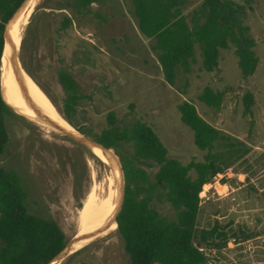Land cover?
<instances>
[{
	"label": "rangeland",
	"instance_id": "obj_1",
	"mask_svg": "<svg viewBox=\"0 0 264 264\" xmlns=\"http://www.w3.org/2000/svg\"><path fill=\"white\" fill-rule=\"evenodd\" d=\"M71 1L37 0L27 23L20 25L21 46L32 21L27 35L34 50V72L41 85L63 110L65 93L59 72H69L84 96L74 115L83 130L97 136L109 127L110 112L115 113L120 126L141 120L154 129L168 156L183 164L204 161L207 153L196 146L193 131L181 121L177 106L183 100L193 102L210 124L247 143L251 149L244 158L203 186L198 226L208 228L218 222L238 233V238H230L219 250L205 249L209 264H264V0H254L245 21L256 41L254 49L259 59L253 75L241 74L233 45L221 49L217 69L204 70L196 46L191 71L179 70L175 85L168 84L163 76L152 49L154 40L140 33L131 0H105L81 13L68 6ZM188 2L186 13L200 0ZM66 18L72 23L63 27ZM16 22L13 16L7 24L6 46ZM19 52L20 48L17 55ZM11 69L14 66L9 62L7 72ZM9 78L15 84L16 79L6 75L1 62L3 98L23 113L15 103L17 94ZM206 86L223 92L220 109L198 100ZM247 93L253 96L250 113L245 112ZM17 115L19 118H5L10 142L2 162L19 174L27 193L28 211L53 218L70 240L77 234L78 211L92 188L105 187L108 182L116 187L120 178L87 146ZM123 148H128L127 144ZM143 167L153 178L157 166ZM191 175L194 177L195 172ZM151 206L165 216H174L167 202L154 200ZM241 231L251 237L245 239ZM78 251L57 264H130L116 226Z\"/></svg>",
	"mask_w": 264,
	"mask_h": 264
},
{
	"label": "trees",
	"instance_id": "obj_2",
	"mask_svg": "<svg viewBox=\"0 0 264 264\" xmlns=\"http://www.w3.org/2000/svg\"><path fill=\"white\" fill-rule=\"evenodd\" d=\"M24 1L0 0V69L6 26ZM104 1L72 0L68 6L81 13ZM131 1L140 33L154 40L152 49L168 84L175 85L179 70L191 71L196 46L206 71L217 69L221 49L233 45L241 74L249 77L255 73L259 62L254 49L256 41L245 22L254 0H200L187 13L188 0ZM71 23L72 20L66 18L63 27ZM31 26L32 21L28 31ZM27 34L18 54L23 70L77 131L107 148L118 149L116 154L122 165L125 187L117 215V232L130 264H209L205 249L219 250L227 246L230 238H238L237 232L218 222L208 228L198 226L200 193L204 185L249 153L251 148L247 143L210 124L189 100H183L177 107L181 121L193 131L196 146L207 152L204 161L183 164L169 157L167 148L151 126L141 120L120 126L113 112L108 114L109 127L91 136L74 120L84 97L79 85L69 72H59L65 93L64 109H60L35 75L34 50ZM198 100L220 109L224 94L206 86ZM244 102L245 112L250 113L253 96L247 93ZM6 116L19 118L0 91V264H48L69 240L53 218L28 211L27 193L19 174L3 164L2 156L10 142ZM124 144L128 148H123ZM143 165L157 166L153 178ZM191 172H195L194 177ZM154 200L169 203L174 216L161 214L151 206ZM241 233L245 239L251 237V234Z\"/></svg>",
	"mask_w": 264,
	"mask_h": 264
},
{
	"label": "bare ground",
	"instance_id": "obj_3",
	"mask_svg": "<svg viewBox=\"0 0 264 264\" xmlns=\"http://www.w3.org/2000/svg\"><path fill=\"white\" fill-rule=\"evenodd\" d=\"M35 1L37 0H29L23 10L25 14L20 12L18 16H16L17 22L9 39L13 43V46L11 47L8 41L7 46L5 45L1 62L6 75H10L16 79L15 84L10 78L9 81L13 87L14 93L17 94L15 103L24 114L30 117H35L37 115L43 116L67 131L75 133L76 131L72 126L38 89L34 80L23 70L17 58V50L20 48V25H25L27 23ZM12 53L14 54L13 59L10 60V55ZM8 61L14 66V70L11 69L9 72H7L9 69ZM92 150L102 162L116 171L115 173L120 179L118 183H116V187L112 185L111 182H108L105 187H93L82 207L79 209L77 217L78 231L74 237L85 241L106 234L115 228L116 223L114 216L120 208L123 196L121 188L122 174L112 155L97 147H93Z\"/></svg>",
	"mask_w": 264,
	"mask_h": 264
},
{
	"label": "water",
	"instance_id": "obj_4",
	"mask_svg": "<svg viewBox=\"0 0 264 264\" xmlns=\"http://www.w3.org/2000/svg\"><path fill=\"white\" fill-rule=\"evenodd\" d=\"M29 0H25L23 2V4L20 6V8L16 11L15 15L14 16H18V14L26 7L27 3H28ZM6 29H7V26H6ZM6 29H5V34H4V48H5V45H6V40H7V37H6ZM9 45H11V47L13 46V43L9 40ZM13 53L10 55V60L13 59ZM18 56V55H17ZM2 94V93H1ZM3 96V95H2ZM5 100V99H4ZM6 102V100H5ZM7 103V102H6ZM9 105V107L14 111L16 112L17 114L23 116V117H26L32 121H35V122H39V123H42L48 127H51L52 129H55L67 136H69L70 138L74 139L75 141L87 146L89 149L92 150L93 147H97V148H100L101 150L105 151V152H108L112 155V157L114 158L117 166L119 167V170L121 171V174H122V191H123V196H122V201H121V205H120V208L119 210L115 213V216H114V220H115V223H116V229L118 227V222H117V215L122 207V203H123V198H124V187H125V178H124V174H123V169H122V165H121V162L117 156L116 153H114L112 151V149L110 148H107L105 147L104 145L96 142L94 139L80 133L79 131H77L75 128V133H72L70 131H67L66 129L60 127L59 125L55 124L54 122L46 119L45 117L43 116H40V115H37L35 117H30V116H27L23 113H20L19 111H17L13 106H11L9 103H7ZM101 236V235H100ZM100 236H96L92 239H89V240H79L77 237H73L72 239H70L68 241V243L66 244V246L48 263V264H57L59 262H61L62 260H64L66 257L72 255L73 253L77 252L83 245H85L87 242L93 240V239H96Z\"/></svg>",
	"mask_w": 264,
	"mask_h": 264
},
{
	"label": "built area",
	"instance_id": "obj_5",
	"mask_svg": "<svg viewBox=\"0 0 264 264\" xmlns=\"http://www.w3.org/2000/svg\"><path fill=\"white\" fill-rule=\"evenodd\" d=\"M220 175V174H219Z\"/></svg>",
	"mask_w": 264,
	"mask_h": 264
}]
</instances>
